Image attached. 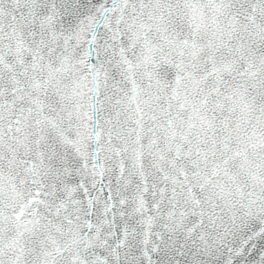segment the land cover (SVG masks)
Segmentation results:
<instances>
[{
    "label": "snow or ice",
    "instance_id": "6c2138e0",
    "mask_svg": "<svg viewBox=\"0 0 264 264\" xmlns=\"http://www.w3.org/2000/svg\"><path fill=\"white\" fill-rule=\"evenodd\" d=\"M0 264H264V0H0Z\"/></svg>",
    "mask_w": 264,
    "mask_h": 264
}]
</instances>
